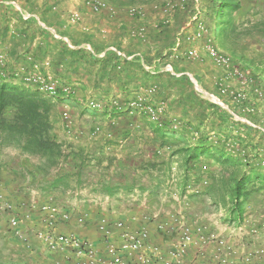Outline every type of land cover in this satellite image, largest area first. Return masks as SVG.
I'll use <instances>...</instances> for the list:
<instances>
[{
  "label": "crops",
  "instance_id": "0c3cea01",
  "mask_svg": "<svg viewBox=\"0 0 264 264\" xmlns=\"http://www.w3.org/2000/svg\"><path fill=\"white\" fill-rule=\"evenodd\" d=\"M7 1L20 11L9 18L10 37L0 45L8 63L7 72L12 74L24 66L28 72L56 79L71 92L69 99L57 102L58 106H52L50 112V135L60 147L59 157L49 161L48 156L30 155L21 148L6 151L7 154L0 152V206H7L0 212V230L10 231L16 237L27 261L41 258L45 264H89L86 256L76 257L70 249L50 251L45 240L38 237V233L45 231V217L37 209L46 205L73 215L88 214L90 221L83 226L60 224L56 232L91 243L94 264L167 261L175 249L159 227L178 210L185 212L190 223L204 228V237L227 235L226 222L230 220L225 219L227 215L219 216L217 207L222 206L212 201L219 197V192L209 189L193 195L187 193L186 186L198 180L191 175L184 188L183 154L172 156L183 147L182 142L195 146L204 133L213 138L216 129L204 121L205 128L198 131L188 126L185 132L168 133L160 127V121H150L136 112H103L104 109L88 107L90 101L105 104L130 99L141 87L152 84L145 83L147 75L170 74L175 78L185 75L202 98L226 110L235 122L259 128L235 113L230 103L216 97L210 91L213 84L197 81L194 73L168 63L167 59L160 61L155 56L156 42L134 37V31L142 25L148 26L149 36L155 34L152 31L161 18L160 1L139 5L144 13L140 20L129 12L135 6L119 11L113 0H105L111 11L100 13L90 12L79 0H52L44 5L37 0ZM53 2L68 13L52 12ZM170 4L168 14L172 24L180 7L173 1ZM73 11L81 14V24L67 23ZM173 52L175 56L177 52ZM146 56L154 57L152 63L147 64ZM228 84L237 90L236 81L230 80ZM177 97L174 90L169 100ZM62 103L70 106L73 123L70 137L62 128ZM165 114L164 121L176 123L177 128L182 123L179 112L169 109ZM237 127L234 125L226 132L237 135ZM240 135L245 137V132ZM197 165L202 177L213 167L214 176L218 178L221 174L219 166L211 160L202 159ZM208 202H214L215 206L209 207ZM101 216L110 223L106 241L97 231L96 221ZM10 218L18 220L17 228L10 227ZM117 223L121 224L120 229L114 226ZM144 230L149 236L144 248L133 253L121 250V234L135 235ZM174 236L172 233L170 239ZM218 255L214 242L202 244L195 239L184 255V263L197 260L213 264ZM230 259L239 263L240 256L234 252Z\"/></svg>",
  "mask_w": 264,
  "mask_h": 264
},
{
  "label": "trees",
  "instance_id": "16d2710c",
  "mask_svg": "<svg viewBox=\"0 0 264 264\" xmlns=\"http://www.w3.org/2000/svg\"><path fill=\"white\" fill-rule=\"evenodd\" d=\"M113 1L119 6V11H122L121 8L145 5L155 0ZM253 1L251 7L244 12L243 0H208L205 9L207 21L201 27L202 32L197 33L198 37L191 39V42H205L201 44L200 49L211 60L213 66L221 72V75L214 76L210 91L226 104L230 103L235 113L243 115L248 121L258 125V129L246 123L235 122L233 116L226 110L202 98L185 75L180 78H175L170 74L145 76V83L152 82L150 86L156 87L157 99L165 102L168 110L179 112L181 115L179 119L182 123L178 128L173 129L176 123L170 120L163 121L161 128L168 133L178 130L185 132L188 126L198 131L201 127L205 128L203 124L206 121L211 128L216 129L213 138H208L202 132L201 135L204 134L198 138L195 146L182 142L183 147L174 151L172 156L178 153L183 154L182 166H184L185 173L183 187L185 188L191 175L195 176L198 182L206 180L208 184L202 191L211 189L219 192V197L216 198L217 203L225 208L230 222L242 218L254 196L263 194L264 197V169L261 166L264 160V0ZM10 2L0 0V45L10 37L8 35L9 18L20 14V11ZM159 7H162V3ZM180 8L172 24L171 15H161L156 24L157 29L152 31L155 32L154 35L149 36L148 28L146 29L144 25L139 26L145 28L143 39L136 35L139 27L133 33L134 37L143 42L150 39V42L157 43L158 51L155 56L160 61L169 57L172 62L173 50L177 52L176 61L182 58L191 60L187 56L188 51L182 53L183 55L180 53V39L178 38L180 34L177 33L180 26ZM177 9L176 7L175 10ZM254 11L258 14L250 19H243ZM137 17V19H143L140 16ZM216 43H219L225 51L220 52L216 49L214 47ZM208 47L225 57L228 60L227 66L217 65L207 51ZM0 55H3L1 51ZM153 58L146 56L144 60L150 64ZM5 62L4 58L3 63H0V137L4 142L7 141L6 143L18 145L24 153L44 155L48 156L49 161L54 160L60 156V147L50 135L52 105L36 91L26 89L27 87L20 80L21 72L20 75H16L21 69L23 72H28L24 66L18 67L11 74L7 72L8 63ZM236 73L241 74V78ZM195 79L202 80L196 75ZM230 80L237 82V90L231 89L228 84ZM13 82L16 84L14 85ZM147 87L149 86L141 88ZM222 87H227L232 94H222ZM174 90L178 92V97L169 100ZM70 95L71 93L67 99ZM131 98L107 102L104 104L103 112L128 113L125 108ZM191 119L195 120L194 125ZM234 125L238 126L239 134L226 132ZM240 132H245V137H242ZM247 138L249 140L246 141ZM253 139H256V142ZM202 159L211 160L219 166L221 174L218 178L214 176L213 168L207 171V176L202 177L199 172L201 167L197 165ZM193 172L195 174H192ZM218 184L221 188H217ZM53 188H56V185H53Z\"/></svg>",
  "mask_w": 264,
  "mask_h": 264
},
{
  "label": "built area",
  "instance_id": "2783aa9c",
  "mask_svg": "<svg viewBox=\"0 0 264 264\" xmlns=\"http://www.w3.org/2000/svg\"><path fill=\"white\" fill-rule=\"evenodd\" d=\"M40 4L44 5L50 2V0H37ZM162 8L161 15L167 16L171 7L169 0H161ZM82 5L92 13H100L102 11H111L107 3L104 0H80ZM15 6V5H14ZM51 11L57 10V5L51 4ZM132 15H138L141 17V13L137 8H132L129 11ZM81 14L77 11L71 12L67 17V23L76 25L81 22ZM136 35L143 39L145 36V28L139 27L136 31ZM207 51L212 56L214 62L217 65L227 66L228 60L222 55L215 52L212 48L208 47ZM187 56L190 59H195L198 56L196 50H189ZM4 57L0 55V63H3ZM21 72V75H20ZM1 73V72H0ZM20 75L21 82L26 86L33 88L37 93L47 97L52 103L64 101L68 98L70 89L62 86L56 79L43 76L38 72H23L19 70L16 74ZM241 78V74L236 73ZM222 94L231 93L227 87L221 88ZM156 94V87L149 86L147 88H141L134 95L133 99L128 101L126 110L128 113L137 112L139 114L147 115L152 121L157 122L159 117L164 112L163 106H154L146 103V99L153 97ZM239 96V95H238ZM116 105V104H115ZM118 105V104H117ZM88 107L95 110H103L104 104L97 101L88 102ZM119 109L120 106H118ZM61 113V122L63 132L67 137H70L73 133V123L66 105H63ZM173 128H177L174 125ZM264 169V160L261 163ZM208 182L203 180L198 183H191L186 186V191L189 194H197L207 186ZM7 206H0V212L6 210ZM260 211H255L257 214L253 216L249 213L248 207H246L245 213L238 221L226 222L227 235L224 236H203L204 228L200 225H194L187 219L185 212L178 210L172 214L169 219L164 222L159 229L166 234L170 245L174 246V252L169 255L167 261L159 259L160 264H185L184 255L188 247L194 242L195 239H199L201 243L214 242L219 255L213 262V264H264V205ZM37 211L42 213L45 217V231L38 233V237L45 240L47 247L50 251H63L65 248L73 251L75 256H86L89 259V264H94V249L91 243L85 241H79L72 235L57 233V227L60 224H72L74 226H83L90 221V217L87 213L70 214L66 211H62L53 206H39ZM219 211V216L224 217L227 215L222 210ZM226 220H229L226 216ZM9 225L11 228H17L19 226L18 220L10 218ZM97 231L101 235L102 239L106 241L110 230L109 220L101 216L96 221ZM114 226L120 229L121 224H114ZM175 233L174 238L171 240V234ZM123 245L122 251H129L131 253L139 251L144 248V242L148 239V232L141 231L135 235L121 234ZM104 241V242H105ZM155 252L157 248H153ZM236 252L239 256V263H234L230 259V255ZM118 264H126L123 261H118ZM190 264H206L197 260L192 261Z\"/></svg>",
  "mask_w": 264,
  "mask_h": 264
},
{
  "label": "rangeland",
  "instance_id": "374dc122",
  "mask_svg": "<svg viewBox=\"0 0 264 264\" xmlns=\"http://www.w3.org/2000/svg\"><path fill=\"white\" fill-rule=\"evenodd\" d=\"M52 0H50L51 2ZM72 1V0H71ZM76 1V0H75ZM80 1V0H79ZM105 1V0H104ZM160 3H162L161 0H159ZM172 2V0H169ZM180 8V26L177 31L178 38L180 39L179 42V48L180 53L183 55L186 51H189L191 49L196 50L198 53L197 58L188 60L186 58H182L179 61L177 60V55H173L172 64H174L176 67H184L187 69L188 72L194 73L196 76H200V79H202V83H205L206 85L213 84L212 77H217L218 75H221V72L217 70L213 64L211 63V60L206 57V54L202 49H200L201 44H205V42H199V43H192L191 39L194 37L197 38V33L200 34L202 32L201 27H203L204 22L207 21L205 18V9H206V3L208 0H174ZM57 4H60V2L55 1ZM254 1L253 0H243V11L249 9ZM53 4H55L53 2ZM60 6V5H59ZM133 8H137L139 12L141 13V17L143 18V11L138 6H135ZM162 8V7H159ZM61 11H59V10ZM132 9V8H131ZM262 11V10H261ZM54 12V11H52ZM157 12V11H156ZM54 13H59L60 15H66L68 12L63 11L62 9L57 7V10ZM152 13H155L152 11ZM131 14V13H130ZM258 12L254 11L250 14H247L243 19H250L252 16L257 15ZM132 15V14H131ZM135 18H138V15H132ZM140 19V18H139ZM157 19V18H156ZM82 22V20H81ZM80 22V24H81ZM144 27L147 29L148 26L144 25ZM156 28V27H155ZM154 28V30H156ZM182 28V29H181ZM189 38V40L187 39ZM221 43V42H220ZM219 43L214 44V47L218 49L220 52L225 51L222 49L221 45ZM148 45V44H147ZM183 53V54H182ZM168 63L171 62V59L167 58ZM174 61V62H173ZM198 87V86H197ZM26 88V87H25ZM29 91H35L33 88L27 87ZM211 89V88H210ZM40 95V94H39ZM44 99L48 100L50 104L55 107L58 106L55 102L52 103L47 97L40 95ZM134 97V96H133ZM133 97L131 99H133ZM216 101V100H214ZM146 103L154 106H163L164 112L159 117L158 122L160 121L163 123L164 116L166 115L165 112H167V106L165 102L157 99V97L154 95L151 98L146 99ZM64 105V103H62ZM70 111V106L65 104ZM62 108V107H61ZM58 111V109H57ZM62 113V112H61ZM137 113V112H136ZM139 114V113H138ZM144 117H146L148 120L152 121L147 115L140 114ZM176 129V128H173ZM2 137H0V152L2 151H10L11 149H19L20 147L16 144H10L4 142ZM23 152V151H22ZM3 154V153H2ZM7 154V153H6ZM21 156V155H20ZM93 160V159H92ZM214 168V167H213ZM219 185V186H218ZM217 188H221L220 184H218ZM216 188V189H217ZM214 202H218V200H212ZM214 202H208L209 207H214ZM264 205V197L263 194H258L254 196L253 200L249 202L248 210L249 213H251L253 216H256L257 214L255 211H260L262 206ZM218 209H223V207H217ZM225 212V211H223ZM17 240L14 235L11 234L10 231L6 230H0V264H45L44 261L41 258H34L31 261H27L26 257L24 256V253L22 252V249L16 244Z\"/></svg>",
  "mask_w": 264,
  "mask_h": 264
}]
</instances>
